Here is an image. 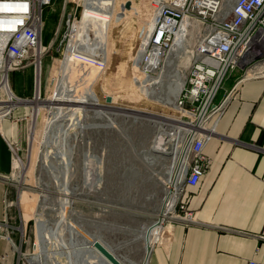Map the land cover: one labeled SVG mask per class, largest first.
<instances>
[{
    "label": "rangeland",
    "instance_id": "rangeland-1",
    "mask_svg": "<svg viewBox=\"0 0 264 264\" xmlns=\"http://www.w3.org/2000/svg\"><path fill=\"white\" fill-rule=\"evenodd\" d=\"M122 2L119 0L117 4L115 3L116 12ZM135 4L137 9H141L142 18L131 12L121 23L111 24L108 32V62L93 88L101 104L105 105V97H111L113 103L110 105L113 108L105 105L99 109L102 117L96 116L90 110L87 111L85 118L82 119V137L80 138L78 132L74 130L67 138L68 146L72 147L70 159L72 168L69 176L72 195L69 198L70 205L66 218L83 238L101 240L111 250L112 256L119 262L123 259L122 261L127 264H138L141 261L150 229L155 225V213L163 197L162 183L171 177L174 158L180 145L177 139L174 140L179 137L178 131L173 135L174 127L177 128L178 125H173L167 120L177 119L179 114L172 109L174 105L169 103L171 99L169 97L168 101L165 99L166 79L160 89H156L153 95H150L153 98L149 95L143 96L132 81L137 32L144 22L149 21L152 14L149 0H135ZM83 6L84 0L77 3L75 13L77 19L68 41L69 45L63 41V35L67 17L69 14L73 15L76 5L68 3L64 13L62 2L52 3L51 6L44 8L42 40L44 36L46 40L49 39L48 44L53 45L42 62L39 90L42 102L58 88L61 74L65 70L68 71L64 64L69 63L72 51L74 52V47H77L81 36L79 20ZM187 52H190L189 48L183 49L182 54L179 53L177 58L171 61V67L164 66L162 69L167 75L177 73L181 83L185 67L190 60ZM171 59L169 56V60ZM244 72L245 69L239 68L233 73ZM15 74L20 75L21 80H17L16 87H13L10 75L9 85L13 94L30 103L22 107L27 110L23 124L28 139L25 137L22 145L15 143L14 146L16 166L13 165L9 178L11 193L14 196L10 207L12 215L10 218L9 209H4L3 216L9 226L8 236L18 253L16 257L9 258L10 264H16L19 254L25 256L23 260H29L35 254L37 220H44L51 226V237L59 220L57 216L59 197L53 191L56 162L51 157L48 159L50 165L48 168L42 165L46 152L50 151V148L41 144L40 132L43 128V118L47 117L48 113L46 109L38 110L37 129L34 125V134L31 135L30 128L34 122L35 108L31 103L36 92L33 74L30 69ZM27 80L31 81L28 93L24 86V81ZM172 80L169 79L170 82ZM133 112L157 117L139 116ZM109 119L119 130L107 127ZM170 132L172 133L168 135ZM168 136L172 138L174 144L170 154L151 152L155 138L165 139ZM161 148L167 152L170 146L163 143ZM148 155H151L153 160L150 166L143 162V158ZM84 164L90 166L93 173L98 175V178L96 176L92 178L90 185L93 188L83 185ZM174 211L176 215H180L176 205ZM164 221L165 226L174 222ZM61 239L67 242L65 235Z\"/></svg>",
    "mask_w": 264,
    "mask_h": 264
},
{
    "label": "built area",
    "instance_id": "built-area-1",
    "mask_svg": "<svg viewBox=\"0 0 264 264\" xmlns=\"http://www.w3.org/2000/svg\"><path fill=\"white\" fill-rule=\"evenodd\" d=\"M149 1L151 23L147 27L144 22L138 31L133 72L136 63L137 71L143 76L155 77L162 71L164 59L176 43L184 50L190 49L187 52L190 60L174 102L179 117L171 120L184 128L179 134V149L181 158L185 159L180 199L176 205L180 215L174 211L173 221L191 223L193 215L187 211L182 197L187 189L198 185L209 168L210 161L203 154V147L213 136L214 126L226 107L227 96L216 102L223 82L239 68L245 69L242 79L249 75L264 77V0ZM56 2L63 3V13L68 3L76 5L65 25L63 41L68 43L79 0H0V125L30 102L13 94L10 75L30 69L35 86L40 90L42 62L53 45H44L42 41L43 11ZM182 22L189 23L184 32L179 29ZM7 146L14 164L15 143L9 142ZM8 229L4 218L0 221V240L11 247L10 257H16L17 250ZM10 257L0 255V264H10ZM23 259L25 256L19 254L16 264H30ZM247 264L264 262L251 260Z\"/></svg>",
    "mask_w": 264,
    "mask_h": 264
},
{
    "label": "crops",
    "instance_id": "crops-1",
    "mask_svg": "<svg viewBox=\"0 0 264 264\" xmlns=\"http://www.w3.org/2000/svg\"><path fill=\"white\" fill-rule=\"evenodd\" d=\"M131 2L138 11L133 15L142 18ZM241 77L232 73L223 82L216 102L227 96L226 107L203 147L209 168L182 197L193 220L161 225L147 264L264 262V77ZM26 117V109H17L0 125V220L5 204L11 218L14 198L7 143L23 144ZM30 131L34 134V128ZM6 254L10 257L9 246L0 240V255Z\"/></svg>",
    "mask_w": 264,
    "mask_h": 264
},
{
    "label": "bare ground",
    "instance_id": "bare-ground-1",
    "mask_svg": "<svg viewBox=\"0 0 264 264\" xmlns=\"http://www.w3.org/2000/svg\"><path fill=\"white\" fill-rule=\"evenodd\" d=\"M80 1L81 0H79V2ZM118 1L119 0H84V17L82 22L79 23L81 25V34L79 35L81 36L77 42V47L75 48L73 46L75 49L73 50L74 53L98 60L103 65L101 72H95L93 79L89 80V78L86 77L85 81L87 83L85 82L86 84L82 86V83L79 81L78 77L81 72L78 71L77 73L69 63H63L68 71L65 70V72L63 70L64 72L61 74V77L58 80L60 83L58 88L54 90L44 102L39 99V90L38 86H36V92L34 96L35 99H33L31 103L35 106L34 122L31 127L33 129L35 125V129H37V117L39 116L38 110L46 109L48 114L47 117L43 118V128L40 130L42 133L41 144L45 145L47 148H50V151L46 152L42 161V165L45 168H48L50 166L48 159L51 157L56 162V168L54 170L53 191L57 193L59 197L57 202V216L59 217V220L55 225L54 231L52 232V237L50 233L51 226H49L44 220L36 221V250L35 254H33V257L28 260L30 264H46L47 262L50 264H111L103 256L97 253L89 240L87 238H83L80 232L76 230L66 218L67 209L70 205L69 198L72 195L69 187V176L71 175L72 168L70 163L72 147L68 146L67 138L70 136V132L74 130L78 132L80 138L82 137V119L85 118V113L87 111L90 110L99 117L103 116H101V111H99V109L104 108L105 105L100 103L99 98L95 94L93 88L108 62V32L110 30V26L112 23H121L125 17V12L122 16L120 15L119 10L118 12L115 11V3L117 4ZM132 11L135 14H138V11L135 10L133 3L131 2V8L129 12ZM150 23L151 22L148 21L146 26L149 27ZM188 24V22H182L179 28L180 31L184 32ZM182 51L183 49L181 48V44L176 43L167 54V57L164 61V66L166 68L171 67V61L177 58L179 53L182 54ZM169 56L172 57L171 60H169ZM63 64L61 65L63 66ZM134 65V77L132 81L137 90L145 97L148 95H153V92H155L156 89L159 90L166 79L165 99L168 101L167 98L169 97L171 99L169 103L173 106L182 85L180 77L177 76V73L167 75L161 71L157 77L150 78L148 76H143L140 72H138L136 69L137 64L135 63ZM167 77L169 79L172 78L173 80L170 82ZM76 87L78 89L77 93L74 90ZM159 98H161V96ZM112 103L113 102L111 98V104ZM107 107L113 108L112 105H107ZM172 109L175 110V107L173 106ZM119 111L123 110L119 109ZM133 113L138 114L139 116L157 117L147 113ZM167 120L173 123V125H178L177 128L174 127L175 131H173V135H176L175 133L178 131L177 135L179 136V134L182 132V129H184L182 128V125L177 123L175 120H171L170 118ZM111 121L112 120L110 119L108 120L106 123L107 127L117 128ZM117 130L119 129L117 128ZM165 139H161L160 137L155 138L151 152H162L165 155L170 154L171 151H173V140L170 136ZM176 139L178 140V143H180V136L178 138H174V140ZM72 143H70V145H72ZM163 143L170 146V148H168L169 151L165 152L164 149L161 148ZM143 159V162L149 166L153 161L151 155L145 156ZM184 161L185 159L181 158V151L179 149L174 158V167L171 177L167 178L162 183L163 197L160 202V207L155 213V225H153V228L150 229L151 231L149 233V238L147 239L145 251L141 261L138 264L148 263L150 252L157 239L161 225H163L165 222L164 220L171 221L174 219V206L179 202L178 197H180L181 185L184 178ZM13 165L15 167L16 163ZM83 172V185H85V187L93 188L90 184L94 179L93 177L96 176V178H98V175L94 174V171L91 170L90 166L86 164L83 166ZM63 235H65L67 242L61 239ZM109 253H111V251H109ZM61 259L63 261H60ZM122 260H120V264H127Z\"/></svg>",
    "mask_w": 264,
    "mask_h": 264
},
{
    "label": "water",
    "instance_id": "water-1",
    "mask_svg": "<svg viewBox=\"0 0 264 264\" xmlns=\"http://www.w3.org/2000/svg\"><path fill=\"white\" fill-rule=\"evenodd\" d=\"M131 8V0L125 1L123 4L119 7V13L123 16L124 12H129ZM84 6L81 12L79 23L82 22L84 17ZM70 17H67L66 25L69 23ZM69 64L75 69V71L78 73L81 72V74L78 76L79 81H81L82 86L86 84L85 81L86 77L90 79H93V76L95 75V72H101L103 65L96 59H91L86 56L79 55L77 53L72 52L70 58H69ZM79 69V70H78ZM98 73V74H99ZM88 80V79H87ZM86 82V83H85ZM78 87V86H77ZM77 87L74 89L77 93L78 89ZM104 104L110 105L111 104V97L107 96L104 98ZM89 242L92 244V247L99 253V255L103 256L109 263L111 264H120V262L109 253V248L105 246L101 240L96 238L89 239Z\"/></svg>",
    "mask_w": 264,
    "mask_h": 264
},
{
    "label": "trees",
    "instance_id": "trees-1",
    "mask_svg": "<svg viewBox=\"0 0 264 264\" xmlns=\"http://www.w3.org/2000/svg\"><path fill=\"white\" fill-rule=\"evenodd\" d=\"M43 16H44V11H43ZM44 25V24H43ZM43 44H48V41H49V39L47 38V40L44 38V36H43ZM11 80H12V83H13V87H16V83L19 81V80H21V77H20V75H18V74H15V73H13L12 75H11ZM18 80V81H17ZM24 86H25V88H26V92L28 93L29 91H30V89H31V81L30 80H27V81H24Z\"/></svg>",
    "mask_w": 264,
    "mask_h": 264
}]
</instances>
